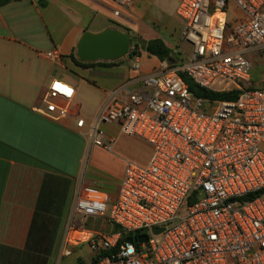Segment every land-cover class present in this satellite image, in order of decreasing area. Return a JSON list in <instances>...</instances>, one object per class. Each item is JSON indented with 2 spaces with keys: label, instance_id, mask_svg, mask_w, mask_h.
I'll use <instances>...</instances> for the list:
<instances>
[{
  "label": "built area",
  "instance_id": "built-area-1",
  "mask_svg": "<svg viewBox=\"0 0 264 264\" xmlns=\"http://www.w3.org/2000/svg\"><path fill=\"white\" fill-rule=\"evenodd\" d=\"M113 1L129 7L136 0ZM231 6L243 16L229 19ZM175 14L190 52L178 50L174 65L158 62L152 73L110 92L87 134L92 145L104 147L101 126L117 125L120 135L152 148L150 161L128 163L114 201L96 190L76 191L56 252L60 260L88 244L98 255L110 254L96 264H264V88L249 84L254 56L264 61V0H182ZM46 57L60 61L57 52ZM132 60L141 71L140 58ZM186 79L240 96L198 98ZM74 97L72 85L52 80L42 114L67 119ZM85 126L77 118V127ZM95 217L120 230L87 229Z\"/></svg>",
  "mask_w": 264,
  "mask_h": 264
},
{
  "label": "crops",
  "instance_id": "crops-1",
  "mask_svg": "<svg viewBox=\"0 0 264 264\" xmlns=\"http://www.w3.org/2000/svg\"><path fill=\"white\" fill-rule=\"evenodd\" d=\"M181 1L175 0L169 11L162 0H136L129 7L113 0H13L0 7L1 245L24 248L46 174L70 180V206L77 190H96L106 194L110 201L116 199L126 168L119 176L112 177L111 169L100 165L98 160L90 159L86 165V157L89 150L110 155L123 135L119 130L116 137L104 133V147L92 145L87 135L89 125L100 109L92 122L84 119L86 126L78 128L77 118H83L77 87L69 76L58 74L56 67L66 69V61L75 65L70 56H76V46L85 32L97 34L113 29L128 33L127 28L156 26L163 28L168 36L175 35L179 26L176 19H180L175 13ZM114 11H119L121 16H115ZM161 39L173 49L172 43L164 37ZM53 52L60 55V61L46 57ZM127 58L132 60L126 57L113 65L97 62L87 68L77 67L84 71L97 67L120 69ZM140 60L141 71L131 70L127 81L119 80L112 87L98 88L102 93L99 108L110 92L138 75L152 73L158 65L153 58ZM54 79L75 88L71 112L63 121L42 114V98Z\"/></svg>",
  "mask_w": 264,
  "mask_h": 264
},
{
  "label": "rangeland",
  "instance_id": "rangeland-1",
  "mask_svg": "<svg viewBox=\"0 0 264 264\" xmlns=\"http://www.w3.org/2000/svg\"><path fill=\"white\" fill-rule=\"evenodd\" d=\"M174 1L175 0H162L167 11L172 7ZM227 15L229 19H232L235 15L243 16V14L240 11L238 12L234 6H231L227 10ZM176 22L179 26L177 27V33L175 35L172 34V36H168V33L162 30L163 28L156 26H152V29H145L143 27L127 28V31L131 36L141 37L142 41H149L157 38L161 39V37H164L167 41L173 44L172 50L174 55H177L179 52L178 50L190 52L191 47L189 44L182 41L181 33L184 22L180 19H176ZM253 61L255 67L249 84L264 88V61L257 55L254 56ZM65 63L66 69L57 66L56 72L58 74L69 76V78L74 81L77 87V100L82 105L80 117L89 122L94 120L95 112L97 113V110L100 109L99 105L101 103L102 93L98 88L102 86L112 87L113 85H116L119 80L127 81L129 72H131V70L133 71L134 66V60L129 58L120 65V69L97 67L90 71H84L75 65L69 64L68 61ZM100 129L103 133L116 137L119 126L103 124ZM105 143L106 145L109 144L108 141ZM260 149L264 152V144L260 146ZM111 153H114V155ZM111 153L109 155L100 150L99 152L92 153L91 150H89L86 157V165L90 159L98 160L100 165H105V168L109 167L111 169L110 175L112 177H117L120 172L127 167L129 162L138 166H145L152 155V149L144 141L123 135L118 138ZM78 219H81V217L78 216L77 220ZM65 220L66 218L64 219V223ZM173 225H175V223ZM86 228L90 230H100L107 234L111 233L113 229L112 225L107 221V218L97 217L90 218L87 222ZM97 255V252L92 250L88 244H84L76 248L73 254L69 257H65L61 260L59 254L54 255L52 264H91Z\"/></svg>",
  "mask_w": 264,
  "mask_h": 264
},
{
  "label": "trees",
  "instance_id": "trees-1",
  "mask_svg": "<svg viewBox=\"0 0 264 264\" xmlns=\"http://www.w3.org/2000/svg\"><path fill=\"white\" fill-rule=\"evenodd\" d=\"M12 1L0 0V7ZM138 39V43L132 45V50L128 56L132 59L134 57H148L157 62H163L170 59L176 60L178 57V54L174 55L173 50L162 39L149 41H142L141 37ZM70 59L76 66L83 68L96 65V63L80 62L75 54L71 55ZM102 64L113 65L115 63ZM186 81L191 93L198 98L233 101L240 96L239 91L229 94L213 93L188 79ZM70 189L71 182L69 179L52 173L46 174L24 248L18 249L0 244V264H52L60 244L66 208L69 206ZM112 227V232L120 230L117 226ZM109 255L107 252L99 254L91 264H96L99 258Z\"/></svg>",
  "mask_w": 264,
  "mask_h": 264
},
{
  "label": "water",
  "instance_id": "water-1",
  "mask_svg": "<svg viewBox=\"0 0 264 264\" xmlns=\"http://www.w3.org/2000/svg\"><path fill=\"white\" fill-rule=\"evenodd\" d=\"M138 41V37L113 29L97 34L85 32L76 46V57L82 63L118 62L130 55L132 45ZM169 62L174 65L175 60L170 59ZM162 231L163 229H156L154 233ZM140 240L146 241L147 237H141ZM128 241L132 242V239Z\"/></svg>",
  "mask_w": 264,
  "mask_h": 264
},
{
  "label": "snow or ice",
  "instance_id": "snow-or-ice-1",
  "mask_svg": "<svg viewBox=\"0 0 264 264\" xmlns=\"http://www.w3.org/2000/svg\"><path fill=\"white\" fill-rule=\"evenodd\" d=\"M56 87H57V88H63L62 85H56ZM65 90L70 94L71 90H68V89H65Z\"/></svg>",
  "mask_w": 264,
  "mask_h": 264
}]
</instances>
